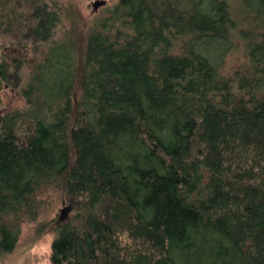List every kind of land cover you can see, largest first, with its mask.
<instances>
[{
	"label": "trees",
	"instance_id": "16d2710c",
	"mask_svg": "<svg viewBox=\"0 0 264 264\" xmlns=\"http://www.w3.org/2000/svg\"><path fill=\"white\" fill-rule=\"evenodd\" d=\"M25 1L20 37L0 9V85L24 102L0 112V258L28 221L51 264H264V0L248 27L228 0H116L79 65L58 0ZM16 38L39 57L20 88ZM47 188L68 219L38 220Z\"/></svg>",
	"mask_w": 264,
	"mask_h": 264
},
{
	"label": "rangeland",
	"instance_id": "374dc122",
	"mask_svg": "<svg viewBox=\"0 0 264 264\" xmlns=\"http://www.w3.org/2000/svg\"><path fill=\"white\" fill-rule=\"evenodd\" d=\"M233 16L240 20L244 27H248L249 23H245L242 17L246 16L244 12L245 6L242 0H228ZM4 4H0V9L7 18L13 20L14 35L20 37L28 28L31 22V14L25 0H4ZM60 11L62 12V29L65 30L74 41L75 56L78 65L83 57L84 46L88 33L97 23H100L107 15L109 8L116 0H58ZM242 8V10H241ZM241 10V11H240ZM250 17V16H249ZM62 31L59 37H62ZM19 44L12 47L8 52L10 57H17L19 62L18 72L22 76L24 85L26 76L30 72L31 66L39 57L33 51L31 44L22 38H16ZM17 42V41H16ZM29 44V46H28ZM232 49L228 52L224 59L222 72L229 75L234 70H239L246 62V50L241 40L235 39ZM1 54V51H0ZM78 74L75 78L74 97L79 95ZM17 88V89H18ZM17 90L9 85H0V112L22 109L24 107L23 99L16 92ZM39 197L45 201V206L38 220L52 221L53 224L64 221L72 214L73 204L63 199L60 192L53 189H44ZM34 222L24 221L20 224V231L15 247L0 258V264H51L50 261V245L55 233L50 230L41 234L39 237H33Z\"/></svg>",
	"mask_w": 264,
	"mask_h": 264
}]
</instances>
